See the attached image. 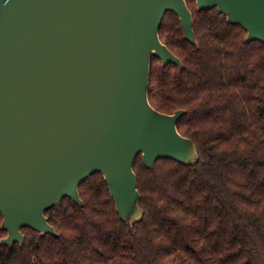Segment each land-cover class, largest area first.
I'll return each mask as SVG.
<instances>
[{"label":"water","instance_id":"1","mask_svg":"<svg viewBox=\"0 0 264 264\" xmlns=\"http://www.w3.org/2000/svg\"><path fill=\"white\" fill-rule=\"evenodd\" d=\"M264 43V0H196ZM167 11L197 45L185 0H0V246L23 243L21 228L56 232L44 212L101 173L119 218L142 217L133 165L159 158L190 165L185 110L149 102L152 56L182 67L159 38Z\"/></svg>","mask_w":264,"mask_h":264},{"label":"trees","instance_id":"2","mask_svg":"<svg viewBox=\"0 0 264 264\" xmlns=\"http://www.w3.org/2000/svg\"><path fill=\"white\" fill-rule=\"evenodd\" d=\"M185 1L197 45L167 11L159 38L182 67L152 56L148 99L163 113L185 110L177 130L197 162L148 168L138 154L143 214L132 226L92 174L78 186L82 205L64 197L44 212L56 236L23 227L22 244L0 246V264H264V43L245 41L216 7Z\"/></svg>","mask_w":264,"mask_h":264}]
</instances>
